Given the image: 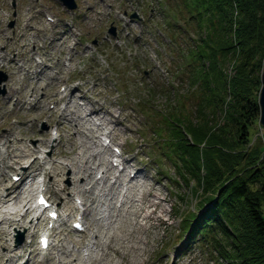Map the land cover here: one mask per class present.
Wrapping results in <instances>:
<instances>
[{
    "label": "rangeland",
    "instance_id": "rangeland-1",
    "mask_svg": "<svg viewBox=\"0 0 264 264\" xmlns=\"http://www.w3.org/2000/svg\"><path fill=\"white\" fill-rule=\"evenodd\" d=\"M12 1L16 3L15 9ZM77 5V10L66 12L55 0H0V50L3 49L0 51V67L4 63L7 66L4 68L9 71L8 80L0 85V89H6V93L0 96V114L3 116L0 135L5 134L9 124H14L15 134L52 156L53 143L41 144V139L45 132L57 135V116L51 118L38 113L64 106L67 100L60 104L56 100L60 87L66 84L75 89L73 95L80 105L85 103L88 108H93L97 100L99 105L111 108L133 130L128 132L125 125L118 126L117 147L122 145L131 164L140 161L149 165L148 176H153L148 178L149 182L155 183L161 196L167 198L163 203L167 210L164 223L156 219L152 221L155 240L149 245V254L143 256L145 264H215L196 240L182 236L183 217L196 213L200 201V195L196 194L197 178L190 171L192 167L184 168L183 161L175 153L171 158L161 153L166 145L157 133L163 128L160 114L168 113L172 108L182 109L194 119L197 117L199 92L187 78L186 54L192 41L179 36L176 42L170 40L169 28L165 27L170 16L163 13V0H77ZM14 10L19 15L15 33L8 28ZM48 15L57 22L50 23L46 19ZM111 26L115 28V35L109 32ZM34 53L40 54L47 63L40 75L26 73L13 63L14 59L18 62L24 60L31 66ZM69 56L72 67L64 66V60ZM226 71L227 75L233 74L231 63ZM261 89L262 86L259 97ZM8 92L13 99L25 101L21 109L14 108L12 101L5 103ZM31 95L39 99L35 109L32 108ZM180 104L182 107L179 108ZM221 115L222 112L217 111V120L223 125ZM254 128L251 144L262 141L264 153V127L259 122ZM186 139L190 141L188 136ZM78 152L72 156L78 158L83 150ZM152 153H155V161ZM107 160L110 156L102 152L96 163ZM132 170L131 173H135V169ZM95 171L94 179L99 177ZM70 175V170L66 169L65 181ZM156 179L160 183H156ZM112 181L110 179L108 183ZM99 182L94 187L95 195L102 188ZM35 191L30 203L36 199ZM48 194L55 203H60L53 188ZM74 196L75 199L81 198ZM112 199V194H108L104 199L97 197L94 205L89 203L94 214L86 215L85 220L92 226L105 215L101 212V201ZM64 214L69 216L67 229L72 230L73 212L65 211ZM10 231L13 245L20 234L24 237L22 243L27 242L23 229L14 225ZM72 234L77 240L82 237L75 231ZM34 244L38 246V239Z\"/></svg>",
    "mask_w": 264,
    "mask_h": 264
},
{
    "label": "trees",
    "instance_id": "trees-1",
    "mask_svg": "<svg viewBox=\"0 0 264 264\" xmlns=\"http://www.w3.org/2000/svg\"><path fill=\"white\" fill-rule=\"evenodd\" d=\"M163 1L170 40L192 41L187 78L199 92L195 119L178 108L160 114L163 155L175 153L197 178L200 201L183 217L182 236L215 264H264L263 145L250 140L260 119L264 0Z\"/></svg>",
    "mask_w": 264,
    "mask_h": 264
},
{
    "label": "bare ground",
    "instance_id": "bare-ground-1",
    "mask_svg": "<svg viewBox=\"0 0 264 264\" xmlns=\"http://www.w3.org/2000/svg\"><path fill=\"white\" fill-rule=\"evenodd\" d=\"M70 64V60L68 63L65 62V65ZM73 94V90L67 89L64 93L58 92L56 103L68 99L65 106L49 111L43 109L38 113L51 118L57 116L56 130L59 135L54 137L50 136L49 132H45L41 139V144L48 142L50 144L51 141L55 143L51 157L46 156L44 150L32 147L23 137L15 134L14 124H9L5 134L0 135V264H16L21 258H25L22 264H145L146 262L143 256L149 254V245L155 240L152 221L156 219L163 222L164 214L167 213L163 203L167 198L161 196L155 183L149 182L148 178L153 176H148V164L139 161L137 172L142 173L145 170V173L133 176L131 171L135 168L130 163L129 157H122V169L108 161L96 163L100 153L110 152V146L103 147L100 143V136L108 134L107 137L116 143L119 125H125V130L128 132L133 130L111 108L99 105L97 100L93 103L95 107L88 108L85 104L80 105ZM13 97L8 92L5 103L12 101L14 108L21 109L25 101ZM30 100L34 101L32 108H37L39 99L31 95ZM2 117L0 114V119ZM104 128L108 130L104 132ZM79 150H83L80 156L73 157L72 154L79 153ZM6 169L16 171L11 174V178L18 175L19 179L10 180ZM38 169L40 175H43L40 183L36 181ZM66 169L70 170L71 174L68 181H65ZM96 169L102 170L100 178L102 188L95 195L94 187L98 183L94 179ZM110 178H113V181L108 183ZM155 181L160 183L158 179ZM40 186L54 189L55 197L61 200L56 206L61 210H73L74 205L71 203L73 195L83 196V204L86 207L89 203L94 205L97 197L105 198L108 194H112L113 199L108 202L101 201L103 209L101 212L105 214L108 211V215H103L95 223L93 222V228L83 233L80 240L75 239L71 231L66 229L67 218L61 215L57 221L63 228L59 231L55 228L50 231L48 228V231L52 232L50 236H54L57 243H52L50 250L41 254L39 247L34 245L33 239L39 231L44 230L42 227L46 218L43 213L32 216L34 210L28 205L33 192ZM89 196H91L90 200ZM120 196H122L121 200H119ZM87 210L93 209L87 208ZM74 221L77 219L75 218ZM14 225L26 230L30 238L29 242L18 246L12 245L10 227Z\"/></svg>",
    "mask_w": 264,
    "mask_h": 264
},
{
    "label": "water",
    "instance_id": "water-1",
    "mask_svg": "<svg viewBox=\"0 0 264 264\" xmlns=\"http://www.w3.org/2000/svg\"><path fill=\"white\" fill-rule=\"evenodd\" d=\"M67 9L73 10L76 8L75 0H59ZM13 25V22L10 26ZM114 33V29L111 30ZM6 76L0 72V83L6 80ZM0 93H4V91H0ZM259 106H260V119L259 122L264 127V67L262 71V89L259 97Z\"/></svg>",
    "mask_w": 264,
    "mask_h": 264
}]
</instances>
